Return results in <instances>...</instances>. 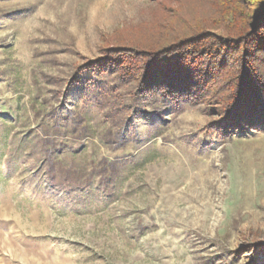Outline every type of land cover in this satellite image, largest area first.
I'll return each instance as SVG.
<instances>
[{
  "label": "rangeland",
  "instance_id": "374dc122",
  "mask_svg": "<svg viewBox=\"0 0 264 264\" xmlns=\"http://www.w3.org/2000/svg\"><path fill=\"white\" fill-rule=\"evenodd\" d=\"M200 2L0 0V264H264V129L209 132L204 103L80 72Z\"/></svg>",
  "mask_w": 264,
  "mask_h": 264
},
{
  "label": "trees",
  "instance_id": "16d2710c",
  "mask_svg": "<svg viewBox=\"0 0 264 264\" xmlns=\"http://www.w3.org/2000/svg\"><path fill=\"white\" fill-rule=\"evenodd\" d=\"M200 1L207 17L185 25L188 31L160 34L146 44L127 37L125 46L107 50L80 72L110 68L121 81L136 84L137 100L159 90L177 103H204L210 115L216 112L209 132L227 136L264 129V0ZM160 19L152 16L141 30L160 32ZM128 54L143 59L139 74L124 58Z\"/></svg>",
  "mask_w": 264,
  "mask_h": 264
}]
</instances>
